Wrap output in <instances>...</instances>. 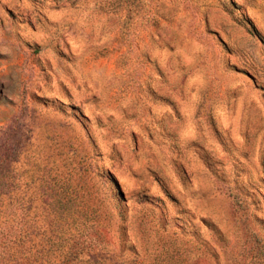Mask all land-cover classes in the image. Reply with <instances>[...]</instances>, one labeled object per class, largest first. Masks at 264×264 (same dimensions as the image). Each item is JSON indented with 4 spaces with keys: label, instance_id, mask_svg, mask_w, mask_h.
Here are the masks:
<instances>
[{
    "label": "rangeland",
    "instance_id": "obj_1",
    "mask_svg": "<svg viewBox=\"0 0 264 264\" xmlns=\"http://www.w3.org/2000/svg\"><path fill=\"white\" fill-rule=\"evenodd\" d=\"M3 154L0 264H264V0H0Z\"/></svg>",
    "mask_w": 264,
    "mask_h": 264
},
{
    "label": "trees",
    "instance_id": "obj_2",
    "mask_svg": "<svg viewBox=\"0 0 264 264\" xmlns=\"http://www.w3.org/2000/svg\"><path fill=\"white\" fill-rule=\"evenodd\" d=\"M8 156L9 154H3L2 156H0V164L4 163L9 158ZM19 241L20 243L22 242L21 239L18 238V242ZM96 248H97L96 245L95 248L93 246L89 247V250L87 251V254H89V258L86 260L85 264H126L124 262H119L118 260H115L113 258V255H110L109 252L104 250V248H101L102 250L100 251H96ZM48 251L49 250L46 251L47 256L43 258L41 264H79L77 262L79 261L80 254L83 252L82 250H78L77 248L70 249L66 253H64L62 258H60L58 262H56L50 258V252ZM128 264H136V261Z\"/></svg>",
    "mask_w": 264,
    "mask_h": 264
}]
</instances>
